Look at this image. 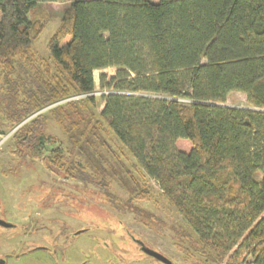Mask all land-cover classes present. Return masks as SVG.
Listing matches in <instances>:
<instances>
[{"label": "trees", "instance_id": "16d2710c", "mask_svg": "<svg viewBox=\"0 0 264 264\" xmlns=\"http://www.w3.org/2000/svg\"><path fill=\"white\" fill-rule=\"evenodd\" d=\"M43 2L71 3L41 66L33 45L45 26L32 13ZM0 68V111L19 158L57 141L49 121L71 156L111 132L187 222L198 253L264 264V0H0ZM108 68L116 75L100 76L110 91L97 114L89 94ZM232 92L253 108L222 105ZM66 160L60 148L44 157L86 176Z\"/></svg>", "mask_w": 264, "mask_h": 264}, {"label": "rangeland", "instance_id": "374dc122", "mask_svg": "<svg viewBox=\"0 0 264 264\" xmlns=\"http://www.w3.org/2000/svg\"><path fill=\"white\" fill-rule=\"evenodd\" d=\"M70 3L43 2L34 9L32 18L45 26L33 45L36 65L42 66L44 58H50L48 43L51 37L59 30L66 31L63 16ZM22 58L19 57L17 61ZM101 75H107L106 83L109 84L116 75V69L95 71L96 88L89 95L95 97L92 107L97 114L104 108L103 96L110 91L101 87ZM73 98L78 99L77 96ZM179 101L184 105L191 104L188 99L181 98ZM222 105L253 108L242 92L230 93ZM11 126L0 111V194L3 198L0 210L4 215L6 213L9 220H16L21 210L35 211L40 220L50 217L63 220V223H50L54 229V239L59 233L57 225L66 224L69 230L89 228L75 239L69 249L58 251L53 257H48L44 251H35L23 256L18 264L131 262L132 258L138 257L139 251L128 232L157 247L175 264H217L195 250L186 235L190 232L187 222L168 202L157 181L136 165L111 132L102 131L104 137L92 147L94 154L87 156L74 150L76 153L71 156L62 131L53 121H49L47 131L56 136L57 141L48 143L40 158L30 160L14 154L13 134L16 129ZM55 148L64 152L67 160L63 163L67 168L74 160L82 164L86 176L69 177L66 176V169L61 171L58 166V170L55 166L54 169L49 167L44 157L50 156ZM45 204L51 205L47 211L41 208ZM8 233L10 231L0 235V244ZM113 251L123 260L117 263ZM130 264L142 263L135 259Z\"/></svg>", "mask_w": 264, "mask_h": 264}, {"label": "flooded vegetation", "instance_id": "af4514ba", "mask_svg": "<svg viewBox=\"0 0 264 264\" xmlns=\"http://www.w3.org/2000/svg\"><path fill=\"white\" fill-rule=\"evenodd\" d=\"M2 204L3 198L2 194H0V206ZM50 206L49 204H45L41 208L47 211L50 209ZM37 217L35 211L21 210L15 217L16 220H9L6 217V213L4 215V212L0 210V235L10 231L4 237L3 243L0 244V264H18L23 256L35 251H44L48 257H53L58 251L62 252L69 249L80 234L89 230L88 227H78L69 230L66 224L57 225L59 233L54 239V229L50 223L53 221L57 222V224L59 222L63 223V220L54 219L53 217L40 220ZM128 233L130 234L131 241L138 248V257L132 258L131 262L127 260L121 264H130L135 259L140 260L142 264H166L146 251V249H152L161 252L157 247L150 246L145 239L136 236L134 233ZM113 252L117 263L123 260L116 251ZM45 261L46 263L48 262L47 259ZM81 264H85V262ZM172 264H175V262L173 261Z\"/></svg>", "mask_w": 264, "mask_h": 264}, {"label": "water", "instance_id": "95a60500", "mask_svg": "<svg viewBox=\"0 0 264 264\" xmlns=\"http://www.w3.org/2000/svg\"><path fill=\"white\" fill-rule=\"evenodd\" d=\"M3 222V221H2ZM6 223V222H5ZM146 251L148 253H150L151 255L157 257L158 259L162 260L163 262H165L166 264H172V260L169 259L166 255H164L161 252H158L156 250H152V249H146Z\"/></svg>", "mask_w": 264, "mask_h": 264}, {"label": "built area", "instance_id": "2783aa9c", "mask_svg": "<svg viewBox=\"0 0 264 264\" xmlns=\"http://www.w3.org/2000/svg\"><path fill=\"white\" fill-rule=\"evenodd\" d=\"M93 94V93H92ZM78 98H79V96H77ZM80 97H83V95L82 96H80ZM71 99H74V98H71ZM71 99H69V100H71Z\"/></svg>", "mask_w": 264, "mask_h": 264}]
</instances>
